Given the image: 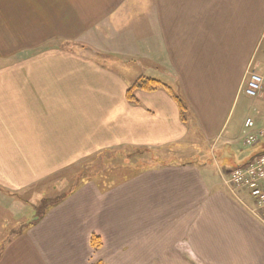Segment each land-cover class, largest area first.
<instances>
[{"label":"crops","instance_id":"1","mask_svg":"<svg viewBox=\"0 0 264 264\" xmlns=\"http://www.w3.org/2000/svg\"><path fill=\"white\" fill-rule=\"evenodd\" d=\"M140 78L167 86L184 121L166 89L128 101ZM239 101L243 127L264 131V0H0V264H264L253 201L225 185L230 163L264 152L230 130ZM198 144L210 164L86 179L13 221L15 198L55 193L88 159Z\"/></svg>","mask_w":264,"mask_h":264},{"label":"rangeland","instance_id":"2","mask_svg":"<svg viewBox=\"0 0 264 264\" xmlns=\"http://www.w3.org/2000/svg\"><path fill=\"white\" fill-rule=\"evenodd\" d=\"M249 100L253 101V98ZM246 116L253 118L254 114L251 112L243 114L242 101H239L235 107L229 127L231 131L234 130L238 134H241L243 131L244 134L241 135L242 137H246L249 133H254V129L247 130L243 127V122ZM210 155L207 145L203 146L202 144H198L194 147L183 148L179 150L177 154H173L169 151H127L121 154L110 155L106 158L88 159L84 164H81V166H84L80 171L71 170L69 176L65 173L59 177V181H62V179L63 181L59 184L55 193L43 194L42 191H32L30 195L15 198L14 205L12 206V208H15V219H13V221L17 227H19V220H21L23 225L35 221V219L42 215L43 211L51 204V202L61 198L83 180L93 177L120 180L133 175L136 171L141 170L142 168L161 165L171 161L200 163L203 161H201L200 158H204L207 160L206 162L210 164ZM213 156L212 153L211 157L214 159ZM238 166L239 164L230 163L227 167L235 168ZM74 174L78 175L76 176ZM12 210L14 211V209ZM7 214H9V211Z\"/></svg>","mask_w":264,"mask_h":264},{"label":"built area","instance_id":"3","mask_svg":"<svg viewBox=\"0 0 264 264\" xmlns=\"http://www.w3.org/2000/svg\"><path fill=\"white\" fill-rule=\"evenodd\" d=\"M262 79L255 73H250L245 82L244 94L249 98L257 96L261 90ZM254 124L250 119L244 123L247 130L253 129ZM264 136L263 131L249 133L244 145L252 147ZM225 185L232 190L246 191L254 202L253 214L264 225V153L256 156L245 165L236 167L229 172Z\"/></svg>","mask_w":264,"mask_h":264},{"label":"trees","instance_id":"4","mask_svg":"<svg viewBox=\"0 0 264 264\" xmlns=\"http://www.w3.org/2000/svg\"><path fill=\"white\" fill-rule=\"evenodd\" d=\"M159 89H166L167 92L171 95V97L173 98V101L176 103V105H177V107L179 109L181 120L184 121V116H185V114L187 112V108L185 107V105L181 102V100L167 86H164L163 84H161L160 82H158L156 80L149 79V78H140V79H138L131 87H129L127 89V91H126V99L128 101H130V102L135 103L136 99H135L134 94H135L136 91L154 92V91H157ZM47 207H49V206H47ZM44 211H43V213H44ZM43 213H42V215H43ZM100 246H101V242H100L99 238L93 236L91 238V247L94 250H96ZM94 264H104V263L97 262V263H94Z\"/></svg>","mask_w":264,"mask_h":264}]
</instances>
